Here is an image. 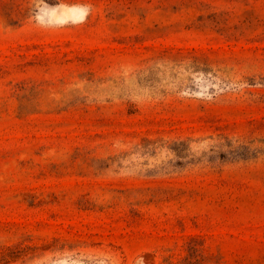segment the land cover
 <instances>
[{
	"label": "rangeland",
	"instance_id": "obj_1",
	"mask_svg": "<svg viewBox=\"0 0 264 264\" xmlns=\"http://www.w3.org/2000/svg\"><path fill=\"white\" fill-rule=\"evenodd\" d=\"M0 264H264V0H0Z\"/></svg>",
	"mask_w": 264,
	"mask_h": 264
}]
</instances>
